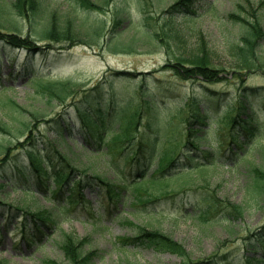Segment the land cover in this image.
<instances>
[{"label": "trees", "instance_id": "1", "mask_svg": "<svg viewBox=\"0 0 264 264\" xmlns=\"http://www.w3.org/2000/svg\"><path fill=\"white\" fill-rule=\"evenodd\" d=\"M74 1L81 9H101L91 0ZM198 2L173 0L163 13L169 16V23L179 13H189L192 19ZM263 4L264 0L257 7ZM46 10L43 0H0V135L9 137L7 143L0 141V217L18 219L16 247L21 243L34 249L43 246L44 237L57 228L66 211L91 203L86 190L102 206L129 199L135 213L168 200L190 201L194 195V219L234 226L243 219L246 208L218 195L220 185H213V176H221L217 168L223 166L246 173L247 198L264 216V124L255 113L256 107L264 108V87L240 84L232 97L213 87L229 79L243 82L246 73L264 68L263 14L250 13L248 18L229 15L239 25V34L230 47L234 60L227 72L208 60L201 40L200 54L188 59L179 56L161 67L170 71L172 79L161 80L155 71H108L86 87L72 77L51 75L35 59L59 60L65 49H55L53 44H97L105 35L104 22H77L75 7L65 11L62 21L56 10ZM42 14L44 22L36 30ZM122 14L121 10L114 12V26L123 22ZM20 18L30 31L35 30L33 35L48 43L40 46L29 34L23 36ZM15 51L23 53L22 58L12 56ZM6 64L8 73L1 74ZM13 79L27 87L26 104L7 94L14 89ZM190 81L193 85L188 89L185 82ZM150 82L156 85L150 87ZM168 98L176 99L172 107L163 106ZM210 110L220 115L213 119ZM75 132L81 148L94 157L93 164L84 169L77 166L79 152L67 144L68 140L77 142ZM101 165L104 173L96 169ZM150 166L155 167L148 175ZM16 190L24 199L39 192L52 207L10 198ZM91 218L98 219L93 214ZM86 241L65 234L55 246L61 250L63 262L45 257L42 263L94 264L97 251L85 249ZM242 241L236 254L217 243L222 251L193 259L170 235L138 227L132 237L119 238L118 245L170 253L181 264H264V220ZM0 264L8 263L2 259Z\"/></svg>", "mask_w": 264, "mask_h": 264}, {"label": "rangeland", "instance_id": "2", "mask_svg": "<svg viewBox=\"0 0 264 264\" xmlns=\"http://www.w3.org/2000/svg\"><path fill=\"white\" fill-rule=\"evenodd\" d=\"M43 1L46 12L57 11L59 21H62L65 11L75 7L77 22L92 21L96 25L99 21L104 22L105 35L94 46H85L81 43L72 45L58 43L54 44L55 47L66 48L59 60L53 57L43 60L40 56L35 59L36 65L44 71H51L50 74L60 76H71L86 86L93 85L110 70L150 73L155 71L154 75L161 80L172 79L170 71H162L161 67L179 56L188 59L200 54L201 40L204 42L208 60L216 68H224L227 72L234 60L230 47L237 43L239 34V25L231 21L229 15L237 14L248 18L250 13L257 15L260 13L263 14L264 26V4L263 9L257 7L262 0H199L192 19L188 18L191 15L189 13H179L171 18L170 23L169 16L163 11L173 0H91L101 7L100 10L81 9L74 0ZM117 10L122 11L123 22L114 26L112 18ZM44 16L45 14H42L38 17L36 30L41 28L42 25L39 23L44 22ZM18 21L23 35L30 34L33 39L38 40V37L33 35L35 30L34 33L30 31L27 22H24L22 18ZM46 43V41L41 42L42 45ZM261 53H264V44L261 45ZM12 56L21 58L23 53L15 51ZM2 73L5 74L6 70H2ZM242 79L247 86L264 87V71L249 72ZM232 83L217 84L214 88L228 91L232 97L237 92L238 85L243 84L238 80ZM119 85L121 86L118 83ZM149 85L154 87L156 82H150ZM185 85L189 89L193 82H185ZM25 90H28L27 87L16 80L14 89L8 90L7 93L11 94L18 103L26 104L29 100L24 99ZM169 99L165 100L164 105L171 107L176 100ZM257 117L262 122L264 110H257ZM6 138L9 137L0 135V141L3 144L7 143ZM74 138L77 142L68 141L67 143L74 148L73 150H81L78 142L79 135L75 134ZM261 143L264 144V138L261 139ZM81 151L80 163L77 165L83 169L93 164V160L88 158L89 152L81 153ZM251 160L254 161V159ZM255 162H258L257 155ZM96 169L101 173L105 172L102 165ZM221 171H225V167ZM225 174L212 177L213 185H220L217 193L220 197H225L233 203L243 204L246 208L244 219L236 222L234 226L225 223L205 225L184 217L193 211L194 202H191L193 198L185 202L168 200L154 206L149 205L132 217L128 213L129 202L124 205L118 204L116 207L106 205L104 208L94 201V195L85 192L86 197L91 200L89 210L78 205L66 211L65 218L59 227L50 234L49 239H45L43 248L36 251L29 250L24 244L15 246L18 240V234L13 232L16 220L11 223L1 221L0 228L6 227L8 233L0 236V259H8V264H42L40 259L44 256L63 261L61 252L55 249L54 245L63 235L70 234L78 239L87 238L84 248L98 251L96 264H181L179 258L168 253L161 254L153 250L130 247L124 249L116 245L117 237L132 236L137 231L136 226L159 230L170 235L183 244L193 259L219 252L221 249L217 246L221 245L230 246L228 248L236 254L242 246L240 237L258 228L264 218L247 198L246 173L242 176L234 175V173L233 176H227L228 172ZM10 196L16 200L24 199L20 191L11 193ZM33 198L35 201L40 199L44 207H50L49 202L43 201L39 193L33 195ZM30 201L33 199L27 197L23 202ZM90 213L101 214L96 224L91 221ZM123 216L131 220L135 226L127 224ZM203 228L205 233L200 232ZM231 231L235 232L230 234ZM217 243L221 245H216Z\"/></svg>", "mask_w": 264, "mask_h": 264}]
</instances>
